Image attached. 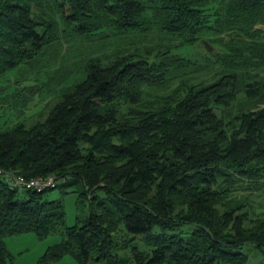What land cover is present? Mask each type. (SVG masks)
Wrapping results in <instances>:
<instances>
[{
  "label": "trees",
  "instance_id": "trees-1",
  "mask_svg": "<svg viewBox=\"0 0 264 264\" xmlns=\"http://www.w3.org/2000/svg\"><path fill=\"white\" fill-rule=\"evenodd\" d=\"M76 41L103 51L67 68L63 45ZM196 41L200 60L177 50ZM15 68L9 105L62 86L45 118L0 127V168L60 181L37 189L0 174V264L13 258L6 237L27 231L61 232L42 259L80 264H245L249 242L264 254V0H0V79ZM42 71L48 80L26 82ZM80 183L101 209L70 225L45 192ZM136 234L149 250L120 255Z\"/></svg>",
  "mask_w": 264,
  "mask_h": 264
},
{
  "label": "rangeland",
  "instance_id": "rangeland-1",
  "mask_svg": "<svg viewBox=\"0 0 264 264\" xmlns=\"http://www.w3.org/2000/svg\"><path fill=\"white\" fill-rule=\"evenodd\" d=\"M213 36L209 32H205L202 34L203 41H207L208 38ZM215 36V35H214ZM157 38L151 40L149 42L152 45L157 44ZM179 38H173L171 40L172 43H177ZM203 41H196L193 44L185 45L179 47L177 50L181 52L185 56L192 57L194 59L200 60L203 52L205 51V46H203ZM118 41L112 40L107 48H104V51H108V53H114L116 51V47L118 46ZM95 45V46H93ZM98 41L90 43L85 41L83 44L80 41H76L75 43H65L63 45L62 52L65 55V65L67 68H71V64L75 65V60L79 58V52L83 51L84 54H100L103 50L99 48ZM124 45H122L123 47ZM128 47H132L127 43ZM211 46V50L219 49V45ZM86 47V48H85ZM99 48V49H98ZM76 54V57H75ZM55 64L54 66H56ZM20 70H23L25 67H19ZM19 68L11 69L8 71L7 75L0 79L1 84L7 85L6 88L0 90V127H7L14 125L17 122H23L26 125H31L38 119H43L49 113L52 105L55 102L57 93L62 85L52 82L50 88L43 91L41 94H36L33 99L28 103L26 108H22L20 106H12L3 101L2 96L5 93L11 92L15 89L14 84L12 83L18 77L17 72ZM52 66L49 74H53ZM192 69V68H191ZM220 70V67L217 65L207 67L205 69L193 71L190 74L193 77V82H210L215 76H218L217 71ZM221 71V70H220ZM264 74V71L262 72ZM28 79L26 82H43L48 80L47 74L42 71L38 74L29 72ZM179 80L174 79L168 86L160 89V92L170 91L178 84ZM54 89L50 92L51 89ZM48 91V92H47ZM67 191H63L60 187H54L45 192V198L54 199L60 198L63 201L64 208L66 210V218L68 224H74L78 221V219L86 218L92 211H100L101 205L97 203H92V201H97L98 198H92L91 194L86 196L82 194V185H74L66 188ZM104 194L103 191H99L98 195L102 196ZM256 207L257 210H264V190L261 191V194L256 198ZM131 234H126V237H129ZM123 230L119 232V240L123 241L124 239ZM64 238V234L61 232H54L46 237H39L35 231H27L18 234L8 235L6 237L8 249L12 252L13 258H7V264H80L72 255L65 254L60 259L56 260H43L42 257L45 254L46 250L49 246L55 244L56 242L62 241ZM133 245H138L142 250H149V245L144 241L142 234H136L133 239H131L128 243V246L120 249V255H130L131 249ZM245 251L248 252L249 258L245 264H260L263 260L264 254L263 252L253 243H246L243 247ZM100 261L90 260L89 264H100ZM124 264H137L136 260L128 259ZM163 264H173L165 262ZM217 264H232L229 262H217Z\"/></svg>",
  "mask_w": 264,
  "mask_h": 264
},
{
  "label": "built area",
  "instance_id": "built-area-1",
  "mask_svg": "<svg viewBox=\"0 0 264 264\" xmlns=\"http://www.w3.org/2000/svg\"><path fill=\"white\" fill-rule=\"evenodd\" d=\"M0 174L14 186L32 187L37 189L56 186L60 181L55 174L28 177L16 170H7L3 168H0Z\"/></svg>",
  "mask_w": 264,
  "mask_h": 264
},
{
  "label": "water",
  "instance_id": "water-1",
  "mask_svg": "<svg viewBox=\"0 0 264 264\" xmlns=\"http://www.w3.org/2000/svg\"><path fill=\"white\" fill-rule=\"evenodd\" d=\"M204 43L209 47V49L211 50V46L210 44H208V42L205 40Z\"/></svg>",
  "mask_w": 264,
  "mask_h": 264
}]
</instances>
